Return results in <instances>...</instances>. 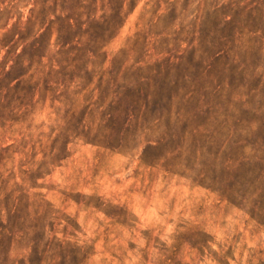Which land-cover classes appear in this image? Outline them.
Segmentation results:
<instances>
[{"label":"rangeland","instance_id":"obj_1","mask_svg":"<svg viewBox=\"0 0 264 264\" xmlns=\"http://www.w3.org/2000/svg\"><path fill=\"white\" fill-rule=\"evenodd\" d=\"M0 264H264V0H0Z\"/></svg>","mask_w":264,"mask_h":264},{"label":"trees","instance_id":"obj_2","mask_svg":"<svg viewBox=\"0 0 264 264\" xmlns=\"http://www.w3.org/2000/svg\"><path fill=\"white\" fill-rule=\"evenodd\" d=\"M120 13H121V10L118 11V13L116 14V16L119 17ZM67 26H68L67 31L69 32L68 34H69V36H70V32L73 31V30H72L73 28H72V25H71L70 23H68ZM77 26H78V22L75 21V23H74V27L77 28ZM40 29H41V27L37 30V32H38ZM20 79H21V77H18V78L14 79V80L16 81V83H18V82H20Z\"/></svg>","mask_w":264,"mask_h":264}]
</instances>
